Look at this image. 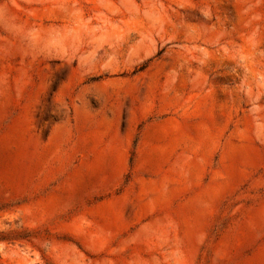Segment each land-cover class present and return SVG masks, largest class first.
I'll return each mask as SVG.
<instances>
[{
	"label": "rangeland",
	"instance_id": "374dc122",
	"mask_svg": "<svg viewBox=\"0 0 264 264\" xmlns=\"http://www.w3.org/2000/svg\"><path fill=\"white\" fill-rule=\"evenodd\" d=\"M0 264H264V0H0Z\"/></svg>",
	"mask_w": 264,
	"mask_h": 264
}]
</instances>
